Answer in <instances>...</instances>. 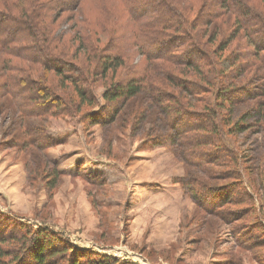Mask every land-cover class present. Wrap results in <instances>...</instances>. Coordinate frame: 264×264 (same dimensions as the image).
I'll return each mask as SVG.
<instances>
[{
    "label": "rangeland",
    "instance_id": "obj_1",
    "mask_svg": "<svg viewBox=\"0 0 264 264\" xmlns=\"http://www.w3.org/2000/svg\"><path fill=\"white\" fill-rule=\"evenodd\" d=\"M165 2L184 17L162 29L180 43L171 61L137 47L155 30L120 0H68L45 19L50 63L0 52V263L31 264L27 234L46 228L138 264H264V46L222 0ZM243 2L264 31V0ZM116 55L122 64L103 72ZM8 74L36 80L63 112L21 114ZM129 81L141 85L134 96L102 97ZM28 130L45 146L27 143ZM62 249L52 240L45 260L69 264Z\"/></svg>",
    "mask_w": 264,
    "mask_h": 264
},
{
    "label": "trees",
    "instance_id": "obj_2",
    "mask_svg": "<svg viewBox=\"0 0 264 264\" xmlns=\"http://www.w3.org/2000/svg\"><path fill=\"white\" fill-rule=\"evenodd\" d=\"M14 1L22 3V9H25L27 12L30 11V13L28 14L24 11L15 14L0 9V52L3 56L16 57L28 62H36L43 65L50 63L54 58L47 50L46 42H49V38L46 32L48 28L47 25L43 24V21L53 18L54 14L59 10H69L68 0ZM69 1L77 2L79 0ZM165 1L167 0H120L124 14L131 19L135 26L147 30H155L153 32L148 31L137 34L135 38L137 47L148 56L154 55L163 60L170 59L171 61L174 49L179 48L180 43L176 41V38H172L171 35L170 37H166V32H162V29H170V27L174 29L175 26H173L172 21L178 22V25L176 23L177 27L179 25L182 26L184 17L182 13L171 9L174 7L170 6L168 8ZM222 1L225 4V8L233 14L243 32L251 38L255 46H264L258 40L259 35L263 34L264 31L260 29L259 23L261 24L262 21L258 19L257 11L249 9L250 6L243 2V0ZM193 41L195 42V40ZM194 42L191 43L195 44ZM190 47L192 49V46ZM121 64V59L117 55L112 59L103 57L101 68L104 72L116 69ZM51 67H55V65H51ZM31 81L27 78L25 79L23 76L8 74L3 83L5 91L11 96L19 112L23 115L31 114L34 116L46 113L56 116L62 113L64 107H62L60 101H57V99L53 101L54 95L48 94V90H43L40 86L41 84L38 85L36 80ZM71 81L73 80L71 79ZM73 82L76 84V81ZM140 87L141 85H137L134 81H129L124 85L114 84L103 91L102 97L107 100H114L118 97L129 98L134 96ZM78 90L80 95L84 94L81 88H78ZM97 118V115H93V120L97 121ZM25 140L31 145L36 143L38 146H45L44 143L37 142L36 137L29 130L25 135ZM30 232L32 231L28 232L27 237H30H28V240L32 243L28 247L30 251L29 258L32 261L31 264H49L44 258V252L46 246L50 245L52 240L64 244L62 252L68 253V259L71 261L69 264H138L114 255L97 253L89 248H79L59 234H56L52 238L50 231L46 230V228H40L36 231V234L29 235ZM1 239L0 234V241ZM25 240L27 241L26 238ZM55 252L54 249H51V255ZM2 254L4 253L0 250V257ZM14 260L15 258L9 261L12 263ZM58 260L61 261V259H56L55 262H58ZM0 264L10 263L3 261Z\"/></svg>",
    "mask_w": 264,
    "mask_h": 264
}]
</instances>
